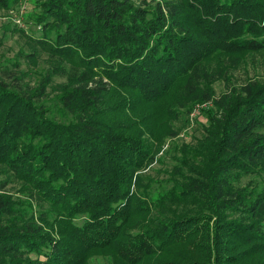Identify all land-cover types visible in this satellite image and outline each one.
Wrapping results in <instances>:
<instances>
[{
	"label": "trees",
	"instance_id": "1",
	"mask_svg": "<svg viewBox=\"0 0 264 264\" xmlns=\"http://www.w3.org/2000/svg\"><path fill=\"white\" fill-rule=\"evenodd\" d=\"M30 1L48 67L0 59V264H264V0Z\"/></svg>",
	"mask_w": 264,
	"mask_h": 264
},
{
	"label": "rangeland",
	"instance_id": "2",
	"mask_svg": "<svg viewBox=\"0 0 264 264\" xmlns=\"http://www.w3.org/2000/svg\"><path fill=\"white\" fill-rule=\"evenodd\" d=\"M135 2H140L141 0H134ZM31 1L24 0L20 4L15 7L5 8L0 7V39H2V46L0 47V59L6 58H19L22 62V65L25 68H32L34 72H39L43 68L48 67V59L47 55L43 54L38 57L35 63L30 62L29 58L24 57L25 52H29L28 46V38L26 34H37L38 29L33 21L27 17L29 10H31ZM22 30L25 33H22ZM24 48L25 50H21L24 53H20V49ZM27 50V51H26ZM251 61L248 60L245 68L248 70V75L250 76H258L260 78L264 77V62L257 64L254 66L253 64H249ZM245 68L240 69L237 74L238 80H244L245 76H248L244 71ZM245 72V73H244ZM32 76H35L32 73ZM215 89L218 95H220L224 89L225 85L222 81H217L215 84ZM213 108L212 103H201L198 104L189 115V121L186 126L180 133L171 138L168 141V145H171V142H183V141H194L195 136H201L203 132V126L207 124V120L204 117L207 113L211 111ZM195 109H197V113H195ZM195 113V114H194ZM201 116L199 117V115ZM199 118L201 122L198 120ZM181 123H178L180 125ZM164 157L166 156L167 163L171 162V155L169 153V147L165 148L163 151ZM152 168V167H151ZM161 168V165L156 164L153 166L152 171L156 173V170ZM2 176H0V179ZM90 264H109V260L104 257H98L92 260Z\"/></svg>",
	"mask_w": 264,
	"mask_h": 264
},
{
	"label": "built area",
	"instance_id": "3",
	"mask_svg": "<svg viewBox=\"0 0 264 264\" xmlns=\"http://www.w3.org/2000/svg\"><path fill=\"white\" fill-rule=\"evenodd\" d=\"M197 111H198V110H197V109H195V113H197ZM195 113H194V114H195Z\"/></svg>",
	"mask_w": 264,
	"mask_h": 264
}]
</instances>
